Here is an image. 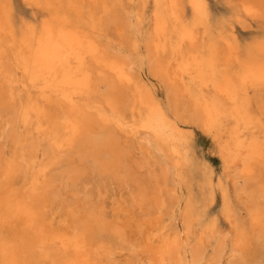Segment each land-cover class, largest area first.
Listing matches in <instances>:
<instances>
[{"label": "bare ground", "instance_id": "bare-ground-1", "mask_svg": "<svg viewBox=\"0 0 264 264\" xmlns=\"http://www.w3.org/2000/svg\"><path fill=\"white\" fill-rule=\"evenodd\" d=\"M0 264H264V0H0Z\"/></svg>", "mask_w": 264, "mask_h": 264}, {"label": "rangeland", "instance_id": "rangeland-1", "mask_svg": "<svg viewBox=\"0 0 264 264\" xmlns=\"http://www.w3.org/2000/svg\"><path fill=\"white\" fill-rule=\"evenodd\" d=\"M198 142L201 143V145L203 146V152L209 155L212 164L214 165L216 163V159L214 158V155L211 153V147L208 145L207 141L203 138H199Z\"/></svg>", "mask_w": 264, "mask_h": 264}]
</instances>
